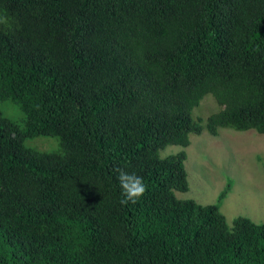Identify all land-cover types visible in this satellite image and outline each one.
<instances>
[{"label": "trees", "instance_id": "obj_1", "mask_svg": "<svg viewBox=\"0 0 264 264\" xmlns=\"http://www.w3.org/2000/svg\"><path fill=\"white\" fill-rule=\"evenodd\" d=\"M223 129L264 135V0H0V264H264V224L159 155Z\"/></svg>", "mask_w": 264, "mask_h": 264}, {"label": "rangeland", "instance_id": "obj_2", "mask_svg": "<svg viewBox=\"0 0 264 264\" xmlns=\"http://www.w3.org/2000/svg\"><path fill=\"white\" fill-rule=\"evenodd\" d=\"M212 95H206L192 111L193 120H205L218 112ZM11 119L20 122V112L14 111ZM190 146H167L159 152L161 158L185 152V168L189 190L175 192L177 199H192L200 204H219L225 220L231 226L237 217H245L256 224H264V135L255 131L236 132L220 130L215 137L207 133L190 135ZM40 152L56 151L58 142L54 138L42 137L33 141ZM232 188L218 202L225 188Z\"/></svg>", "mask_w": 264, "mask_h": 264}, {"label": "clouds", "instance_id": "obj_3", "mask_svg": "<svg viewBox=\"0 0 264 264\" xmlns=\"http://www.w3.org/2000/svg\"><path fill=\"white\" fill-rule=\"evenodd\" d=\"M116 171L124 197L120 201L121 204L136 203L147 191V185L143 182V178L135 173L129 174L123 169H117Z\"/></svg>", "mask_w": 264, "mask_h": 264}]
</instances>
